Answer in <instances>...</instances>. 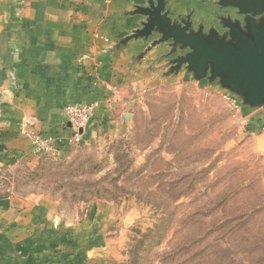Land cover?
Segmentation results:
<instances>
[{"label": "crops", "instance_id": "1", "mask_svg": "<svg viewBox=\"0 0 264 264\" xmlns=\"http://www.w3.org/2000/svg\"><path fill=\"white\" fill-rule=\"evenodd\" d=\"M147 1L0 0V172L32 171L51 160L34 152L32 133L58 139L61 160L70 157L76 147L68 144L70 105L98 104L79 144L92 149L123 137L149 94L196 83L184 69L170 72L175 56L166 57L164 45L146 53L158 36L127 40L141 28L145 18L137 9ZM166 8L173 20L190 17L205 30L219 28L220 19L233 13L217 0H166ZM207 85L228 105V93ZM237 103L233 117L257 138L264 155V107L250 111ZM63 209L50 195L0 193V264L122 260L140 218L136 206L101 201L75 215Z\"/></svg>", "mask_w": 264, "mask_h": 264}, {"label": "rangeland", "instance_id": "2", "mask_svg": "<svg viewBox=\"0 0 264 264\" xmlns=\"http://www.w3.org/2000/svg\"><path fill=\"white\" fill-rule=\"evenodd\" d=\"M188 82L146 96L114 142L0 172V193L50 195L73 215L101 201L136 206L117 264H264L260 143L206 82Z\"/></svg>", "mask_w": 264, "mask_h": 264}, {"label": "water", "instance_id": "3", "mask_svg": "<svg viewBox=\"0 0 264 264\" xmlns=\"http://www.w3.org/2000/svg\"><path fill=\"white\" fill-rule=\"evenodd\" d=\"M233 13L220 19L219 28H195L190 17L173 20L166 0H148L137 14L145 20L127 40L158 36L146 53L164 45L171 73L185 70L196 83L206 81L235 97L241 107H264V0H217Z\"/></svg>", "mask_w": 264, "mask_h": 264}, {"label": "built area", "instance_id": "4", "mask_svg": "<svg viewBox=\"0 0 264 264\" xmlns=\"http://www.w3.org/2000/svg\"><path fill=\"white\" fill-rule=\"evenodd\" d=\"M118 97V93L115 94ZM225 99L232 112L235 114L240 111L237 100L231 96L226 95ZM98 104L91 105H70L65 108V115L70 127L73 130V136L69 139L68 144L73 146L80 144L83 138V131L91 121L94 111ZM33 149L36 154L47 155L52 158L60 157L62 151L60 149V142L53 137H42L40 135L31 134Z\"/></svg>", "mask_w": 264, "mask_h": 264}, {"label": "trees", "instance_id": "5", "mask_svg": "<svg viewBox=\"0 0 264 264\" xmlns=\"http://www.w3.org/2000/svg\"><path fill=\"white\" fill-rule=\"evenodd\" d=\"M170 223L169 219H162L161 223L157 224L155 228L149 231V233H153L154 229L157 230L156 234L154 235V238H161L165 232V230L168 228V224Z\"/></svg>", "mask_w": 264, "mask_h": 264}]
</instances>
